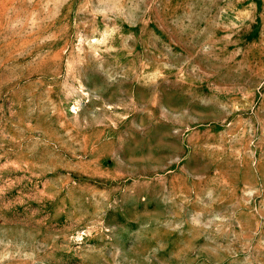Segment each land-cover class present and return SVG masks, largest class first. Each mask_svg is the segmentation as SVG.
<instances>
[{"label": "rangeland", "instance_id": "obj_1", "mask_svg": "<svg viewBox=\"0 0 264 264\" xmlns=\"http://www.w3.org/2000/svg\"><path fill=\"white\" fill-rule=\"evenodd\" d=\"M0 264H264V0H0Z\"/></svg>", "mask_w": 264, "mask_h": 264}]
</instances>
